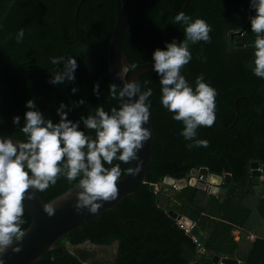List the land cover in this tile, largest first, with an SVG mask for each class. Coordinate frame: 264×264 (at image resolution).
Listing matches in <instances>:
<instances>
[{
  "label": "trees",
  "instance_id": "1",
  "mask_svg": "<svg viewBox=\"0 0 264 264\" xmlns=\"http://www.w3.org/2000/svg\"><path fill=\"white\" fill-rule=\"evenodd\" d=\"M79 2L0 0V135L25 139L19 131L21 125H13L12 117L28 99L35 101L36 108L42 104L48 74L40 69L52 75V71H62L63 67L51 65V56H75L77 68L74 81L49 83L45 118L56 123L59 116L55 109L61 102L66 105L61 111H67V118L73 121L92 113L98 105L106 111L119 106L108 95V86L114 83L107 65V46L114 27L115 0H83L76 32L74 15ZM184 2L169 0V7L179 11ZM248 2L190 0L184 11L193 18H203L211 26V40L190 46L192 59L182 74L194 86L195 77L203 73L205 81L216 89L215 115L224 129L216 120L210 127L198 126L196 138L206 139L208 146L185 148L187 141L179 135L182 123L173 120L159 103V77L153 71L143 75L141 84L150 81L147 87L153 89L149 97L152 154L145 182L115 207L125 227L119 225L111 211H106L71 231L56 245L60 248L42 256L36 264H105L88 261L84 254L73 255L61 245L62 241L71 246L86 242L106 247L115 244L111 264H213L212 256L197 255L198 245L167 215L168 210L188 217L201 232L210 226L208 238L201 246L203 252L242 264H264V190L256 189L259 185L264 188V179L260 181L250 172L251 162L264 164V79L254 76L249 67L256 34L250 31L252 9ZM174 16L164 9L163 0H137L122 43L132 66L151 62L152 51L164 48L165 41L175 38L179 44L183 40V29L173 24ZM21 27L25 37L20 43L5 40ZM242 28L245 31L241 36L230 39L233 32ZM93 84L99 85V96L93 94ZM72 87L78 89L75 94L70 91ZM81 98L84 104H76ZM68 105L75 106L69 111ZM25 110L18 114L22 123ZM78 127L83 128L82 123ZM85 131L94 136L92 130ZM113 163H120L122 170L132 164ZM199 168H206L209 174L230 176L228 183L220 185L227 192L223 199L187 187L175 193L171 201L159 200L155 186L164 177L179 180ZM72 187L74 184L60 177L55 185L36 193L48 203ZM23 219L21 227L25 230L31 223L26 211ZM232 232H236V240L231 237ZM250 235L254 236L253 241L249 240Z\"/></svg>",
  "mask_w": 264,
  "mask_h": 264
},
{
  "label": "clouds",
  "instance_id": "2",
  "mask_svg": "<svg viewBox=\"0 0 264 264\" xmlns=\"http://www.w3.org/2000/svg\"><path fill=\"white\" fill-rule=\"evenodd\" d=\"M248 6L253 10L249 17L250 31L256 34L249 67L254 76L264 79V0H249ZM173 24L182 27L183 40L179 44L175 38L165 41L164 48H156L151 54V70L159 77V103L173 120L182 123L179 135L187 141L185 148L207 147L206 139L196 138L197 129L213 125L217 91L205 81L203 73L195 77L193 86L181 70L192 59L191 45L210 42L211 26L203 18H193L183 11L175 14ZM24 37L25 30L21 27L5 40L20 43ZM49 62L63 66L62 71H52L50 84L74 81L75 56H51ZM130 69L131 66L121 64L116 76L122 86L115 83L108 86V95L119 102L118 107L111 106L106 111L103 105H98L92 113L73 121L67 118V111H61L66 107L61 102L55 109L59 120L53 123L37 110L33 99H28L23 125L19 126L20 115L12 117V124L19 126L25 139L0 135V257L24 234L21 225L25 223L22 203L25 197L31 200L35 192L45 191L63 177L74 184L75 191L66 197L71 199L73 211L79 214L85 209L96 213L104 203L116 199L117 181L123 174L135 177L140 172L138 151L150 137L145 125L151 115L149 97L153 89L147 87L150 81L141 84L137 79H127ZM98 88V84H93L94 95L99 96ZM70 91L75 94L78 89L72 87ZM84 102L81 98L76 104ZM74 106L68 105V110ZM80 123L83 128L78 127ZM85 129L92 130L94 136ZM113 161L135 162V166L122 170L120 163ZM43 211L52 216L55 208L49 203L43 206ZM11 251L19 252L20 246L11 247Z\"/></svg>",
  "mask_w": 264,
  "mask_h": 264
},
{
  "label": "water",
  "instance_id": "3",
  "mask_svg": "<svg viewBox=\"0 0 264 264\" xmlns=\"http://www.w3.org/2000/svg\"><path fill=\"white\" fill-rule=\"evenodd\" d=\"M83 0H80L78 3L75 15H74V25L75 31L77 32V16L79 13L80 6ZM190 0H185L183 7L179 11H172L169 7V0H163L164 9L171 15H175L178 12L185 11L189 5ZM137 4V0H115V20L114 27L108 42L107 46V65L109 69V73L114 81V83L118 86H122L121 80L116 76V72L119 70L121 64L129 65L132 69L129 70L127 74V79H137L141 83V77L149 72H151V62L132 66L122 50V43L128 29L131 17L134 13L135 7ZM252 10L249 12V17L252 15ZM245 28H242L239 32H233L230 35V39L234 36H241ZM40 71L48 74V78L44 85L43 89V100L42 104L37 108V110L41 111V113L46 112L47 105V94L49 88V79L51 77V73L46 69H40ZM127 99V98H125ZM135 99V97H133ZM25 107L17 110L15 115H18L21 111H23ZM215 120L219 124V126L224 129V126L219 121V119L215 115ZM234 124V123H233ZM233 124L228 128L230 129ZM20 125L23 123L20 121ZM145 127H149L150 137L149 140L146 141L143 147L138 151V158L141 163V170L135 176L127 175L126 173L117 181L118 187V195L116 199L106 202L98 209L96 213H88L85 209H82L79 214H76L73 211L72 203L70 198H66L70 196L72 191H75V188L72 187L62 193L61 195L55 197L48 203H44L42 199L35 192L32 196V199L29 200L25 197L22 201L25 211L31 217V223L24 230V234L20 241L14 242L12 246L9 247L8 250L2 255L3 264H36L42 256L52 253L60 247L56 245L65 238L71 231L75 229H79L84 225H87L92 219L97 218L99 215L106 211H111L117 218L118 223L121 227H125V223H122L119 215L116 212V205L123 200L125 197H128L133 194V192L137 189L138 186L143 184L146 180L147 168L149 162L151 160L152 154V143H153V130L151 125V119H149L148 125ZM227 129V130H228ZM15 142V141H14ZM135 166V162H132L130 167ZM198 172L200 174L205 175L206 180L200 181L197 185H195V177ZM250 172L251 176L254 178H260L262 174H264V164H260L259 162H251L250 163ZM227 176V174H225ZM211 178L217 179L215 183L212 182ZM222 176H217L214 174H209L206 168L200 169H192L186 178H182L179 180H175L171 177H164L162 179L163 185L170 190L171 192L178 193L179 191L187 188V187H196L201 191H207L206 184H216V186H220L222 183ZM192 181H194L192 183ZM175 184L176 188H173L172 185ZM28 191H32L29 189ZM214 195V194H212ZM51 203L55 208V213L52 216H48L43 211V206L45 204ZM167 215L172 218L174 221L181 224L184 228H190L189 233L187 234L189 237L193 238L199 246H203L206 241L205 236L202 234L200 229L186 216L176 213L173 210L167 211ZM20 246L19 252H12L11 247ZM56 262V259H53ZM213 264H242L239 263L238 260L232 258H220L218 255L212 256Z\"/></svg>",
  "mask_w": 264,
  "mask_h": 264
},
{
  "label": "rangeland",
  "instance_id": "4",
  "mask_svg": "<svg viewBox=\"0 0 264 264\" xmlns=\"http://www.w3.org/2000/svg\"><path fill=\"white\" fill-rule=\"evenodd\" d=\"M211 186V184H210ZM218 188V192L215 195H212L208 191L206 193L217 197L218 199H223L227 192L223 189H221L220 186H216ZM155 190L159 191L158 196L159 200L161 202H165L166 200H173L175 192H171L165 188V186L162 184L157 185L155 187ZM258 190V189H257ZM169 211V210H168ZM177 213V212H176ZM179 214V213H178ZM210 226H207L205 230L202 232V234L208 238L209 232L211 230ZM231 237L236 240L237 236L234 234V232L231 233ZM61 245L64 246L70 253H72L75 256H79L80 254H84L88 257V261H95V262H103L105 264H111L115 257V251H116V245L113 244L111 246H95L93 244H90L88 242L79 245V246H71L67 241H62ZM198 245V244H197ZM199 247V245H198ZM197 247V255L198 256H213L214 254L211 252H203L201 246Z\"/></svg>",
  "mask_w": 264,
  "mask_h": 264
},
{
  "label": "built area",
  "instance_id": "5",
  "mask_svg": "<svg viewBox=\"0 0 264 264\" xmlns=\"http://www.w3.org/2000/svg\"><path fill=\"white\" fill-rule=\"evenodd\" d=\"M200 169V168H199ZM195 179V185H197L200 181H205L206 180V177H205V175H203V174H200L199 172H198V174H197V176L194 178ZM162 181V180H161ZM230 181V176L227 174V176H223V179H222V182L223 183H228ZM163 184V183H162ZM207 186H209L210 184H206ZM156 187V186H155ZM172 187L173 188H176V185L175 184H173L172 185ZM166 188V187H165ZM167 189V188H166ZM168 190V189H167ZM157 191V190H156ZM170 191V190H169ZM176 222V221H175ZM176 224L181 228V229H183L184 230V232L186 233V234H188L189 233V230H190V228H184L181 224H179L178 222H176ZM191 238V237H190ZM192 240H193V242L194 243H196L197 244V242L193 239V238H191Z\"/></svg>",
  "mask_w": 264,
  "mask_h": 264
},
{
  "label": "bare ground",
  "instance_id": "6",
  "mask_svg": "<svg viewBox=\"0 0 264 264\" xmlns=\"http://www.w3.org/2000/svg\"><path fill=\"white\" fill-rule=\"evenodd\" d=\"M212 179V182L213 183H215L216 181H217V179H215V178H211ZM194 181H192V183H193ZM212 183V185L211 186H209V187H207V191L209 192V193H211V194H217V192H218V188L216 187V184H213Z\"/></svg>",
  "mask_w": 264,
  "mask_h": 264
},
{
  "label": "crops",
  "instance_id": "7",
  "mask_svg": "<svg viewBox=\"0 0 264 264\" xmlns=\"http://www.w3.org/2000/svg\"><path fill=\"white\" fill-rule=\"evenodd\" d=\"M259 179H260V181H262L264 179L263 178V174H262V176ZM256 189H258V192H262L264 190V188H263L262 185L257 186ZM234 234L236 235V232H234ZM249 238H250L249 239L250 241H253L254 240V236L253 235H250Z\"/></svg>",
  "mask_w": 264,
  "mask_h": 264
}]
</instances>
